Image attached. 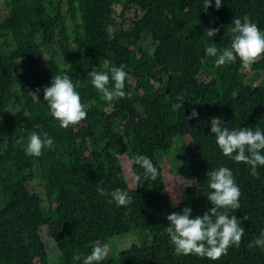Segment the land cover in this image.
I'll list each match as a JSON object with an SVG mask.
<instances>
[{
	"label": "trees",
	"instance_id": "obj_1",
	"mask_svg": "<svg viewBox=\"0 0 264 264\" xmlns=\"http://www.w3.org/2000/svg\"><path fill=\"white\" fill-rule=\"evenodd\" d=\"M117 6L122 8L116 17ZM203 8L204 0L0 4V264H54L44 226L59 249L55 264H82L96 244L128 232L136 233L135 242L98 264H264V249L248 247L264 231V166L255 177L249 165L224 156L210 123L218 117L229 129L264 130V79L247 82L251 73L264 71V55L250 69L239 58L218 68L217 57L205 51L212 44L230 47L234 18L264 30V0H222L218 10L212 0ZM68 21L76 24L72 31ZM211 28L219 29L214 37L207 35ZM120 65L127 66L124 91L130 98L106 101L87 73H110ZM62 74L80 81L82 103L90 105L86 119L67 129L43 99V88ZM37 88L40 100L34 102L28 93ZM193 108L198 117L187 119ZM33 132L47 133L55 147L40 157L26 155ZM20 137L23 144L17 143ZM177 137L192 140L191 178L184 187L161 158ZM137 154L151 158L159 173L155 181H145L137 165L129 171L141 175V182L129 183L122 156ZM219 167L232 170L242 192L241 208L231 213L245 228L242 242L216 261L177 255L166 217L186 206L192 218L208 211L206 173ZM98 184L109 192L127 190L132 203L109 204Z\"/></svg>",
	"mask_w": 264,
	"mask_h": 264
},
{
	"label": "clouds",
	"instance_id": "obj_2",
	"mask_svg": "<svg viewBox=\"0 0 264 264\" xmlns=\"http://www.w3.org/2000/svg\"><path fill=\"white\" fill-rule=\"evenodd\" d=\"M221 3L222 0H215L217 10L221 7ZM211 6L212 0H204L203 10L207 11ZM232 24L234 27L231 29L233 36L230 47L217 48L215 44H212L205 49L206 55L217 57L215 66L218 68L232 64L239 58L242 67L250 69L252 64L264 55V30L247 18L243 22L240 18H234ZM218 32V28H211L208 29L207 35L214 37ZM126 67V65L114 66L110 69V73L89 71L87 76L90 77L94 88L101 93L102 99L110 102L114 99L130 98V93L124 91L128 77ZM110 82H114L111 88L108 86ZM80 86V81L74 83L69 75L62 74L53 76L51 85L43 88V99L62 128L76 126L87 117V109L90 105L82 103L77 90ZM39 92L40 89L37 88L28 94L34 102H38ZM194 117H198L195 108L192 109L187 119ZM210 123L211 133L215 135L216 144L224 156L237 163L249 165L250 174L258 177L257 167L264 166V130L259 127L229 129L218 117H212ZM17 143L23 144L24 137H20ZM54 147V140L47 133L41 136L33 132L29 135L24 150L26 155L40 157L44 149L52 150ZM120 155L122 154H117L118 157ZM125 165H138L142 168L145 181L149 178L155 181L159 175L151 158L146 155H134L125 161ZM206 176L211 189L207 194V199L212 207L195 218H192V209L188 206L184 207L181 212H172L166 217L169 222L166 231L177 255L195 254L216 261L226 255L230 247H239L242 242L245 228L242 226L241 219L231 214L241 208L242 192L232 170L228 167L209 170ZM131 179L139 185L141 175L132 174ZM101 184L97 185V192L100 196L109 197V204L115 202L117 206H127L132 203V197L127 190L116 188L109 192ZM248 247L264 249V231H261L260 235L248 244ZM110 250L109 244L98 243L92 248L91 253L83 258L82 264H98L105 259ZM74 259L79 261L81 257L77 255Z\"/></svg>",
	"mask_w": 264,
	"mask_h": 264
},
{
	"label": "rangeland",
	"instance_id": "obj_3",
	"mask_svg": "<svg viewBox=\"0 0 264 264\" xmlns=\"http://www.w3.org/2000/svg\"><path fill=\"white\" fill-rule=\"evenodd\" d=\"M121 6L116 7V14H114L116 17L118 16V12L121 10ZM70 31H72L76 24L68 21ZM149 42V41H148ZM13 43L9 45L8 48H12ZM264 79V71H256L250 74V76L247 79L248 83H252L254 85H258L262 80ZM140 112H143V108L140 106L138 107ZM109 136V135H107ZM107 138H105L106 140ZM190 137H177L174 142V146L170 148L167 152L161 153V158L163 159L162 162L165 163V165H169L172 172L176 174L177 181L179 182V185L181 187L186 186V184L190 183L191 178V167H190V160H189V154H188V146L191 143ZM127 160V156H122V162L127 170V177L129 180V183L134 186V182L131 179L132 173L129 171V166L125 165V161ZM30 188L34 191L35 188H37V185L35 183H29ZM40 193L43 197H45V191L42 186L39 187ZM41 234L43 236V239L46 243V246L48 248V251L51 256L52 263H56L57 259L59 257V249L56 244V242L52 239V237L49 234L48 228L46 226L41 228ZM136 233L135 232H128L121 235H116L114 237H111L110 240V252L112 251L116 255H119L123 249L128 248L131 246L133 242H135L136 239ZM109 252V253H110Z\"/></svg>",
	"mask_w": 264,
	"mask_h": 264
},
{
	"label": "built area",
	"instance_id": "obj_4",
	"mask_svg": "<svg viewBox=\"0 0 264 264\" xmlns=\"http://www.w3.org/2000/svg\"><path fill=\"white\" fill-rule=\"evenodd\" d=\"M4 0H0V4L3 2Z\"/></svg>",
	"mask_w": 264,
	"mask_h": 264
}]
</instances>
